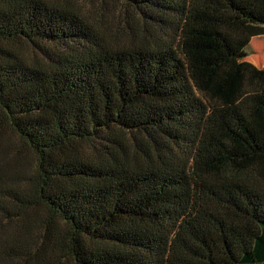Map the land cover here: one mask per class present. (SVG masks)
<instances>
[{
  "label": "trees",
  "instance_id": "16d2710c",
  "mask_svg": "<svg viewBox=\"0 0 264 264\" xmlns=\"http://www.w3.org/2000/svg\"><path fill=\"white\" fill-rule=\"evenodd\" d=\"M117 1L0 0V264H264V0Z\"/></svg>",
  "mask_w": 264,
  "mask_h": 264
},
{
  "label": "rangeland",
  "instance_id": "374dc122",
  "mask_svg": "<svg viewBox=\"0 0 264 264\" xmlns=\"http://www.w3.org/2000/svg\"><path fill=\"white\" fill-rule=\"evenodd\" d=\"M78 3H80V5L82 7H84L87 10H90V8H93L94 6H97L99 11H103L105 13V16H107V21L114 24L117 23L119 20V16L116 14L117 10H119L120 3L117 0H76ZM114 12V16L113 13ZM111 24V25H112ZM115 25V24H114ZM23 49L30 54H35V52L31 49L30 46H23ZM248 54L245 56L246 59H249L251 61H253L255 64L257 65H264V33L261 34H257V35H253L250 39V44L246 47ZM6 133L8 134L9 132L6 131ZM15 141H18L15 139ZM19 142H17L16 144H18ZM19 147L21 148L22 146H20V143L18 144ZM21 151H25V153H27V155L29 156V161L27 163V166L29 168V170L32 169V162H33V157L31 156L30 150L26 149V148H21ZM13 176H9V177H5L3 182H7L13 178H11ZM21 190V189H20ZM4 204H7V207L9 206V203L11 201V198L9 200L7 199H3L2 200ZM37 207V208H36ZM35 208H33L31 205H27L24 206L21 210L15 208H9L8 211H24V215L21 218H18L17 220H13L12 219H5L4 218V214L0 213V235L5 236L6 233H4L5 231H7L9 229L10 232L16 231L17 230V226L19 225V223H21L22 221H25L27 218L30 217L31 214L33 213H37L40 215V217H46L48 216V212L46 209L44 208H38V206H36ZM3 211V210H2ZM16 227V229H15ZM36 231L38 230V235L39 237L41 236V230L39 232V226L35 228ZM8 231V233H9ZM57 264H75L72 260L70 259H60Z\"/></svg>",
  "mask_w": 264,
  "mask_h": 264
},
{
  "label": "crops",
  "instance_id": "0c3cea01",
  "mask_svg": "<svg viewBox=\"0 0 264 264\" xmlns=\"http://www.w3.org/2000/svg\"><path fill=\"white\" fill-rule=\"evenodd\" d=\"M253 62V61H252Z\"/></svg>",
  "mask_w": 264,
  "mask_h": 264
}]
</instances>
